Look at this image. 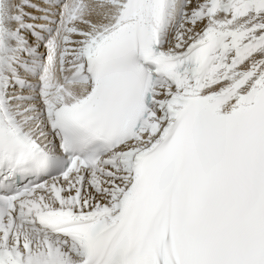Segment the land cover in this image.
<instances>
[{
	"label": "snow or ice",
	"instance_id": "1",
	"mask_svg": "<svg viewBox=\"0 0 264 264\" xmlns=\"http://www.w3.org/2000/svg\"><path fill=\"white\" fill-rule=\"evenodd\" d=\"M0 264H264V0H0Z\"/></svg>",
	"mask_w": 264,
	"mask_h": 264
}]
</instances>
